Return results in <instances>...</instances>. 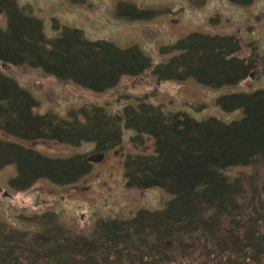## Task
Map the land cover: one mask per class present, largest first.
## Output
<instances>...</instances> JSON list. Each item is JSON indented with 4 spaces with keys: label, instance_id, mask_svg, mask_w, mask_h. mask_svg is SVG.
<instances>
[{
    "label": "trees",
    "instance_id": "obj_1",
    "mask_svg": "<svg viewBox=\"0 0 264 264\" xmlns=\"http://www.w3.org/2000/svg\"><path fill=\"white\" fill-rule=\"evenodd\" d=\"M230 1L244 8L257 0ZM31 12L17 0H0L5 17L0 25V171L16 168L10 188L25 193L41 181L72 188L94 172L90 154L47 157L33 144H91L95 154H107L121 151L130 136L139 150L124 153L126 188L158 189L170 196L161 209L143 207L130 218L100 221L92 239L59 242L32 230L34 239L13 244L12 238L26 234L0 222V264H75L65 253L82 256L81 264H264L263 88L218 96L222 115L241 111L231 121L197 119L185 109L168 112L147 97L125 102L114 114L91 103L62 115L42 113L38 96L8 72L36 69L99 95L149 70L159 84L194 81L211 90L235 91L264 64L258 46L251 43L250 54L243 56L236 35L192 32L161 48L162 59L154 63L138 45L90 40L57 19V34L49 37ZM117 12L130 21L155 13L132 3H120ZM240 167L256 173L225 174Z\"/></svg>",
    "mask_w": 264,
    "mask_h": 264
},
{
    "label": "rangeland",
    "instance_id": "obj_2",
    "mask_svg": "<svg viewBox=\"0 0 264 264\" xmlns=\"http://www.w3.org/2000/svg\"><path fill=\"white\" fill-rule=\"evenodd\" d=\"M32 8V15L43 21L46 34L56 36L54 19L60 26L81 29L90 40L105 39L120 47L138 45L152 56L154 63L162 59L161 48L189 35L191 32L206 34H232L243 43V56L250 54V44L258 46L264 54V0H257L252 7H237L230 0H17ZM120 3L134 4L141 11L155 12L151 19L128 20L118 16ZM257 17L259 20H257ZM5 17L0 13V25ZM261 62V61H260ZM18 82L38 96L42 113L54 110L65 115L71 108L97 104L114 112L125 102L136 103L137 98L147 97L170 111L187 110L197 119L220 116L223 120H238L241 111L222 115L216 99L227 92H248L264 89V64L259 65L256 75L241 84V89L211 90L194 81L186 83H157L152 71L144 75L125 77L122 83L102 95L89 92L71 83H63L44 75L42 71L28 67L8 70ZM127 134V133H126ZM130 135V134H129ZM124 141V148L105 154V160L94 163V172L80 184L58 187L46 181L28 192H14L9 181L15 176V167L0 171V222L12 230H20L26 237L12 238L13 244L21 243L44 231L59 242L68 238L92 239L98 223L109 217L126 218L141 208L161 209L168 194L163 190L135 191L127 189L123 180L124 153L138 150ZM150 140H148V145ZM49 157H67L71 154H95L94 145L83 144L79 148L55 143L31 145ZM146 151H149L147 149ZM256 173V169L230 168L227 176ZM264 176V168L259 169ZM6 227V228H7ZM31 235H30V234ZM72 245V244H70ZM69 261L81 264L82 256L65 253ZM97 257V256H96ZM113 264V263H110Z\"/></svg>",
    "mask_w": 264,
    "mask_h": 264
},
{
    "label": "water",
    "instance_id": "obj_3",
    "mask_svg": "<svg viewBox=\"0 0 264 264\" xmlns=\"http://www.w3.org/2000/svg\"><path fill=\"white\" fill-rule=\"evenodd\" d=\"M4 67L7 68L6 66ZM104 157H105V154H93V156L89 157L88 159L92 163H98V162H103L105 160Z\"/></svg>",
    "mask_w": 264,
    "mask_h": 264
},
{
    "label": "bare ground",
    "instance_id": "obj_4",
    "mask_svg": "<svg viewBox=\"0 0 264 264\" xmlns=\"http://www.w3.org/2000/svg\"><path fill=\"white\" fill-rule=\"evenodd\" d=\"M255 2H256V1H255ZM254 4H255V3H254ZM254 4H253V5H254ZM191 33H192V32H191Z\"/></svg>",
    "mask_w": 264,
    "mask_h": 264
}]
</instances>
